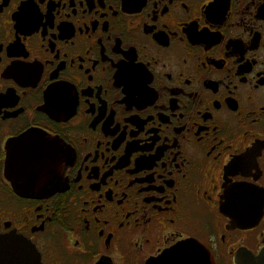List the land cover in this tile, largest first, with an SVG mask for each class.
I'll use <instances>...</instances> for the list:
<instances>
[{
    "label": "flooded vegetation",
    "instance_id": "af4514ba",
    "mask_svg": "<svg viewBox=\"0 0 264 264\" xmlns=\"http://www.w3.org/2000/svg\"><path fill=\"white\" fill-rule=\"evenodd\" d=\"M11 238L40 264H151L187 241L257 256L264 0H0Z\"/></svg>",
    "mask_w": 264,
    "mask_h": 264
},
{
    "label": "water",
    "instance_id": "95a60500",
    "mask_svg": "<svg viewBox=\"0 0 264 264\" xmlns=\"http://www.w3.org/2000/svg\"><path fill=\"white\" fill-rule=\"evenodd\" d=\"M30 139L24 137L13 144L14 148H26ZM11 163L8 172L15 175H30L25 168L19 170ZM246 262V263H245ZM0 264H40V258L35 248L28 242L11 238L0 239ZM151 264H215L213 255L203 246L194 241L183 242L172 250H168ZM234 264H264V249L257 256L248 252H239L234 258Z\"/></svg>",
    "mask_w": 264,
    "mask_h": 264
},
{
    "label": "snow or ice",
    "instance_id": "6c2138e0",
    "mask_svg": "<svg viewBox=\"0 0 264 264\" xmlns=\"http://www.w3.org/2000/svg\"><path fill=\"white\" fill-rule=\"evenodd\" d=\"M54 152H59L61 153L65 158H70L71 154V149L65 148V147H60V146H54L53 148ZM51 175V173H50ZM32 180H39L40 179V174L39 173H34L31 176Z\"/></svg>",
    "mask_w": 264,
    "mask_h": 264
}]
</instances>
